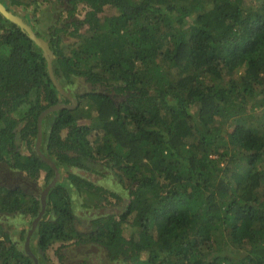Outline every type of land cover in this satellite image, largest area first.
Returning <instances> with one entry per match:
<instances>
[{
	"label": "trees",
	"instance_id": "obj_1",
	"mask_svg": "<svg viewBox=\"0 0 264 264\" xmlns=\"http://www.w3.org/2000/svg\"><path fill=\"white\" fill-rule=\"evenodd\" d=\"M81 1L90 30L55 50L53 66L68 91L81 79L94 89L43 119L41 150L61 179L30 243L40 263L59 254L49 251L56 240L78 235V197L91 193L122 199L87 210L99 215L97 237L130 264H264V0ZM4 19L0 56L14 40L32 42ZM5 52L0 160L44 187L53 170L34 149L37 116L68 99L40 51ZM22 193L0 187V211L23 210L30 224L39 199ZM24 237L18 245L0 232V264H33Z\"/></svg>",
	"mask_w": 264,
	"mask_h": 264
},
{
	"label": "flooded vegetation",
	"instance_id": "obj_2",
	"mask_svg": "<svg viewBox=\"0 0 264 264\" xmlns=\"http://www.w3.org/2000/svg\"><path fill=\"white\" fill-rule=\"evenodd\" d=\"M17 1L18 0H8L7 3L6 0H0V3L9 12L19 16L25 24H27L30 28L33 29V31L36 33L37 36L44 39L47 42L49 48L51 49L53 56L55 50L63 49L65 52L64 42H70V44L73 45L72 48H74L76 44L79 43L78 42L79 39L84 38L81 36H85L84 34H87L88 31L90 30L91 25L87 21V12L90 10L89 9L90 7L81 0H21L24 4L23 10L11 9L10 3L14 4ZM105 9H107L106 6ZM97 16L102 18L103 16H105V11L98 12ZM3 17L5 18V16ZM1 25L3 26L5 31H9L12 25H15L16 27L21 29V27L18 24L8 20L7 18H5L4 21L1 22ZM22 31L25 33L24 30ZM12 43L13 44L10 46V48L12 46H16L21 49H26V47L31 46L34 47L36 51H40L42 58L45 62L44 65H45L46 73L48 74L47 63L43 56L42 50L35 42L32 41L30 44L29 43L27 44L22 41L16 42V40H14ZM10 48L7 46L5 51L9 50ZM5 51L0 56L1 64L4 65L7 63L9 57V53ZM53 61H54V57L52 60L54 75L59 81V83L63 86V88L66 91H68L67 86L64 87L63 82L60 80V77H63L64 75L62 73H60V75L56 74L55 67L53 66L54 65ZM84 83H85L84 79H81L80 81L78 80L77 83H75L76 86L73 87L75 93H72L70 91L68 92L73 97L76 98V94H80L81 92L86 91L84 89L83 91H81L80 86H78L81 85L84 87ZM88 87L90 90L94 89L93 85H88ZM62 103L69 104L70 101L68 100V102H62ZM24 111L25 110H22V108L20 109V117L22 116ZM36 130H37V122H36ZM42 132H43V126H42ZM39 179H40L39 176L31 177L26 172L14 168L13 163H7L4 160H0V187L10 190H20L23 192L22 194L26 199H30L33 196L38 197L39 210H40L41 208L40 191L42 190L43 187H41L42 184L39 183ZM60 179H61V172H60L59 180ZM110 191L114 192L115 189L111 188ZM85 195L87 194H83L82 196L78 197L79 199L78 203L84 206L83 212H85V216H80L74 213V216L72 217L73 225L78 235L64 241H62L60 238L51 245L52 247L50 246L49 251L51 249L54 250V252L50 251L52 252V254H55L56 251L59 252V254H55V259L50 261V264H130L131 262L128 261V258H126L128 254L116 252L114 251V249L112 251L111 248L114 245H110V243L105 244L97 237L98 231H96L95 219L99 215L96 214L97 213L96 211L92 210L88 213L87 210L90 207L91 209L95 208L96 205L99 206L97 208L100 210V208H102L105 205L106 201L109 202V204L106 205L110 206L111 203L112 204H114L115 202L116 204L120 203L122 199L118 202L115 197H112L108 194L104 195L105 196L104 200L101 199L99 196H95L94 194L91 193L88 196ZM100 196L102 195L100 194ZM73 197L75 198L76 196ZM48 208L50 207L46 197L45 211L40 217V219L46 213ZM40 219L38 220L31 234L30 243L32 241L33 234ZM116 219L119 220V218ZM28 221L29 219L27 217V213L25 211L23 213V210L22 211L18 210V212L0 211V232L8 235V237L11 238L15 244L19 245L22 234L24 233V236L26 237L28 231L30 230L32 221L30 222V224H28ZM122 224H123V230H126L127 223L123 222ZM25 237L23 238L22 245L24 243ZM30 249L37 257L39 264H41L37 254L32 250L31 247Z\"/></svg>",
	"mask_w": 264,
	"mask_h": 264
},
{
	"label": "water",
	"instance_id": "obj_3",
	"mask_svg": "<svg viewBox=\"0 0 264 264\" xmlns=\"http://www.w3.org/2000/svg\"><path fill=\"white\" fill-rule=\"evenodd\" d=\"M0 13L3 16H5V18H7L8 20L18 24L21 27V29L25 31L27 36L41 48L43 56L47 63V72L54 85V88L56 89V91H58V93H60L61 95H63L70 101L69 104L58 102V103L49 105L48 107L43 109L37 117V134L35 138L34 149H35L36 154L40 157V159L44 161L49 167H51V169L54 172L51 180L40 191L41 208L38 214L34 217L33 221L31 222L30 230L28 231L25 237L24 243H23L24 250L27 253V255L31 257L33 264H39L37 257L30 249V246H29L30 237H31V234L38 220L40 219V217L45 211L46 197L49 191L54 187V185L58 182L60 178V170L57 164L54 162V160H52L47 154H45L41 150V142H42V137H43L42 121L47 114H49L50 112L56 109H60V108L72 109L76 107L78 104V101L75 97H73L68 91H66L63 88V86L59 83V81L55 77L54 72H53V67H52V60L54 56L47 42L41 37L37 36L36 33L33 31V29L30 28L27 24H25L19 16L14 15L11 12H9L1 3H0Z\"/></svg>",
	"mask_w": 264,
	"mask_h": 264
},
{
	"label": "rangeland",
	"instance_id": "obj_4",
	"mask_svg": "<svg viewBox=\"0 0 264 264\" xmlns=\"http://www.w3.org/2000/svg\"><path fill=\"white\" fill-rule=\"evenodd\" d=\"M67 39H69V38H67ZM72 47H73V45L70 44V42H64V49H65V52H68L69 50H71ZM84 84H85V83H84ZM88 85H91V84H89L88 82H86V85H85L84 87L81 86V85H78V86H80L81 91H83V89H84V90H87V88L89 89ZM16 116H17V115H16ZM17 117H18V116H17ZM88 121H89V120H88ZM88 121H86V122H88ZM97 167H98V166H97ZM109 173H111V172H109ZM93 174H94V172L92 173V177H93ZM103 174H108V172H107V171H104ZM112 176H115L114 172L112 173ZM91 179H93V178H91ZM39 183H40V184L43 183V178H42V177L39 179ZM99 183H101V182H99ZM128 226H129V224H127V229L129 228ZM125 229H126V227H125ZM141 255H142V254H141ZM141 255H140V256H141ZM142 256H143V255H142ZM142 256H141V257H142Z\"/></svg>",
	"mask_w": 264,
	"mask_h": 264
}]
</instances>
